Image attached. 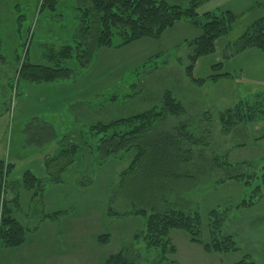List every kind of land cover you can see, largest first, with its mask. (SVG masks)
<instances>
[{
    "label": "rangeland",
    "instance_id": "rangeland-1",
    "mask_svg": "<svg viewBox=\"0 0 264 264\" xmlns=\"http://www.w3.org/2000/svg\"><path fill=\"white\" fill-rule=\"evenodd\" d=\"M166 1L183 8L189 5L188 0ZM41 6L42 0H0V159L7 164L8 153L16 158L11 171L3 175L2 199L11 201L14 208L20 197L16 215L27 229L26 250L10 247V259L22 264H101L108 255L131 246L134 251L129 256L139 253L138 264H162L159 249H147L141 237H134L144 228L147 215L198 211L200 239L206 243L210 241L209 212L216 209L222 217V234L232 235L237 250L208 253L185 232L172 230L169 237L176 252L167 255L168 260L233 264L249 255L264 264V196L253 205L238 206L248 199L257 180L246 184L228 178L259 172L264 164V116L239 124L227 134L218 120L220 112L238 101L258 94L264 97V52L256 48L236 51L232 46L250 22L264 15V4L258 0H200L199 19L207 11L228 9L236 15L231 30L216 39L214 51L199 57L192 71L194 78L215 73L230 76L203 85L193 83L186 74L193 52L189 42L200 34L189 20L176 22L158 39L145 37L120 48H100L88 66L81 68L75 59L60 60L53 52L67 43L84 42L80 18L88 1L60 0L54 10ZM117 40L113 38L114 43ZM85 42L90 43V37ZM23 61L69 67L73 75L64 79L86 85L88 101L69 109L75 116L71 126L62 121L66 114H57L56 140L47 137L35 142L33 131L42 125L24 120L39 112L40 105L35 107L33 99L36 94L42 96L40 89L46 86L45 82L18 79ZM217 63L222 67L213 69ZM28 84L39 90L29 96L25 91ZM166 90L181 102L183 113L157 121L134 139L130 150L121 148L112 156L96 150L103 134L87 133L91 125L158 108ZM14 113L21 118H13ZM81 133H87L86 144ZM50 144L53 147L45 148ZM59 144L77 145L81 150L71 154ZM140 147L143 157L133 172L124 174ZM224 160L231 165L222 164ZM27 170L42 180L35 184L41 188L37 194L23 183ZM137 209L147 215L131 213ZM101 234H108V242L96 241ZM41 242L46 253L33 250L32 245Z\"/></svg>",
    "mask_w": 264,
    "mask_h": 264
},
{
    "label": "trees",
    "instance_id": "trees-1",
    "mask_svg": "<svg viewBox=\"0 0 264 264\" xmlns=\"http://www.w3.org/2000/svg\"><path fill=\"white\" fill-rule=\"evenodd\" d=\"M59 1L42 0L41 8L48 6L49 9L54 10ZM87 1L88 6L82 8L84 14L80 18L84 22L83 27L80 29L84 42H76L75 45L70 43L62 45L60 49L53 52V55L56 54L60 60L75 59L79 67L82 68L88 66L94 52L100 48L112 46L120 48L145 37L158 39L164 30L172 27L176 22L189 20L200 29V34L189 42L193 47V52L189 56L190 64L186 68V74L190 80L197 85H203L207 80L230 76L229 73H215L206 78H194L192 71L199 57L214 51L216 39L231 30L236 19V15L231 10L207 11L199 19L196 9L200 0H188L189 5L186 8L181 7L179 4L169 3L166 0ZM89 37L90 43L85 42ZM115 37L118 38L116 43L113 42ZM232 46L236 47V51L256 48L264 52V15L250 22L232 43ZM221 67V63L212 66L213 69ZM72 75L73 69L66 66L51 67L27 61L21 62L18 69V79L31 83L57 81L69 78ZM161 102L162 104L158 108L152 107L125 118L91 125L87 129V133L92 130L94 134L98 132L103 134V137L99 138L96 150L101 151L104 156H112L121 148L130 150L134 139L151 129L157 121L167 116L180 115L184 111L181 102L176 100L168 90L163 92ZM262 116H264V97L258 94L254 97L242 99L232 107L226 108L218 114V120L221 131L227 134L235 126L252 123ZM122 126L123 129H121ZM87 133L80 135L83 144H86L85 136ZM74 147L75 149H72L73 153L81 150L77 145H74ZM67 150L65 149V151ZM143 154L144 149L140 147L124 174L134 171ZM221 163L231 165L227 160ZM10 168L11 164H6L4 160H0V245L15 248L25 242L27 229L13 216V208L9 205L11 201L2 199L4 190L3 175L9 173ZM228 178L244 181L246 184H249L253 179L257 180V184L251 189L248 199H243L238 206L253 205L264 196V164L259 172L250 175L231 174ZM22 180L28 190L34 191L33 189H35L34 194L41 190L35 184H41L42 180L32 172L25 171ZM131 213L147 215L143 209H137ZM209 213L211 217L209 223L210 241L206 243H202L200 239L201 216L198 211L152 212L147 215L144 228L134 234V237L136 239L141 237L147 249H159V262L162 264H179L167 258V255L176 252L175 245L169 237L172 230L185 232L191 242L202 243L204 251L208 253H229L237 250L238 247L232 235L222 234L221 232L222 217L220 212L212 209ZM108 240V234H101L96 238V241L100 243H106ZM131 251H134L131 246H124L118 252L108 255L101 264H138L140 260L139 253H136L134 257H130L129 253ZM233 264L260 263H256L249 255H245Z\"/></svg>",
    "mask_w": 264,
    "mask_h": 264
},
{
    "label": "crops",
    "instance_id": "crops-1",
    "mask_svg": "<svg viewBox=\"0 0 264 264\" xmlns=\"http://www.w3.org/2000/svg\"><path fill=\"white\" fill-rule=\"evenodd\" d=\"M258 2L261 4H264V0H258ZM88 72L86 74H88ZM86 74H84L83 76H86ZM29 85L32 86V84H28L27 89L25 87V91L29 96L32 92L39 90V89L35 90V87H33V86L30 87ZM43 86H46V89L45 90L40 89V91H43L42 96L40 95L41 97L40 96L38 97L36 94L35 98L33 99L35 101V102H33V105L36 103V105H34L35 107H39V105H40V107L38 108L39 112L36 114L30 115L28 117H24V120L28 121L26 124H28L29 122H35L34 125L36 123L39 125H42V127H38V129H35L33 131V133L36 134V138L34 140L35 142L36 141H38V142L42 141L43 142L45 139L47 140L48 138L56 140L57 139V131L59 130V126H60V124H58L59 121L57 120V114L59 112L66 114L67 119H62V121L67 123V125H68V123L70 125L72 123V120L75 119V116L73 113L71 114L69 112L70 111L69 109H71V107L76 106L75 104H78V103L83 104V101L84 102L88 101V97H87L88 95H86V93H85L86 90H84V87L86 88V85H84V84L81 85V83H78L77 79H75L73 81L64 79V80H59V81L45 82ZM24 99L25 98L23 97L21 100L23 101ZM43 104H46V105L44 106ZM35 107H34V110H35ZM17 113H18V111H17ZM17 113H14V115H13V118H15L16 120H18L22 116V115H18ZM53 115H56V118H54ZM24 122H26V121H24ZM70 138H72V137L69 135V139ZM59 145H61V144H59ZM51 146L53 147V145L50 144L49 147H45V148L48 149ZM61 146H65V145H61ZM65 147H66V149L69 148V151L71 154L74 152L72 150V149H75L74 145L65 146ZM43 151H45V149ZM46 157H47V153L45 154L44 159ZM9 158L11 159V162H10ZM15 159L16 158L14 157L13 154L10 155L8 153V160H9L8 164H11L10 171L12 169L13 162L15 161ZM0 160H3V159H0ZM28 171H30V170H28ZM30 172H32V171H30ZM16 191H17L16 194L20 195L19 188H17ZM43 193H44V189L42 190V195H43ZM42 195H41V198H42ZM19 203H20V197H19V201H18V206L14 207L13 211H12L13 216L18 221H19V219L17 218L16 211L20 208ZM57 212L61 213V211H57ZM171 240H172V238H171ZM32 246H33V250L35 252L46 253V251H47V247H45L44 242H41V243H38V245L35 244ZM27 247H28V245H27ZM2 248H3L1 250L2 251V253H1L2 260H1L0 264H22L21 262L16 263L17 260H15L13 258L10 259V252L13 251V250H8L10 247L3 246ZM18 248L26 250V246L24 244H22L18 247H15L13 249H18ZM50 258L52 259L53 257H50ZM33 261H36V260H33ZM29 263L24 262L23 264H29Z\"/></svg>",
    "mask_w": 264,
    "mask_h": 264
}]
</instances>
